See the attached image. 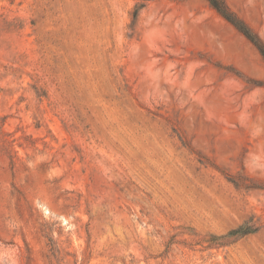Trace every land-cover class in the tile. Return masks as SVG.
Wrapping results in <instances>:
<instances>
[{
  "label": "rangeland",
  "instance_id": "1",
  "mask_svg": "<svg viewBox=\"0 0 264 264\" xmlns=\"http://www.w3.org/2000/svg\"><path fill=\"white\" fill-rule=\"evenodd\" d=\"M0 264H264L255 46L207 0H0Z\"/></svg>",
  "mask_w": 264,
  "mask_h": 264
},
{
  "label": "trees",
  "instance_id": "2",
  "mask_svg": "<svg viewBox=\"0 0 264 264\" xmlns=\"http://www.w3.org/2000/svg\"><path fill=\"white\" fill-rule=\"evenodd\" d=\"M210 6L215 9L227 22H229L236 30L245 36L258 50L264 60V43L259 36L254 33L247 24L229 11L225 4L220 0H207ZM136 17V13L134 14ZM251 233V230H245L244 227L230 231L225 237H242Z\"/></svg>",
  "mask_w": 264,
  "mask_h": 264
}]
</instances>
